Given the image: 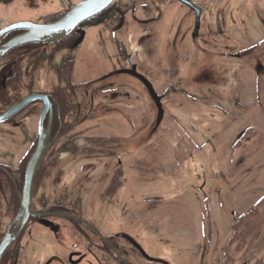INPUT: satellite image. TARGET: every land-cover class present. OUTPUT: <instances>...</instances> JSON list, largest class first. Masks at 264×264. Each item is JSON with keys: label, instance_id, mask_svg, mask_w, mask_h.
<instances>
[{"label": "flooded vegetation", "instance_id": "flooded-vegetation-1", "mask_svg": "<svg viewBox=\"0 0 264 264\" xmlns=\"http://www.w3.org/2000/svg\"><path fill=\"white\" fill-rule=\"evenodd\" d=\"M81 1L0 0V30ZM263 139L264 0H113L56 41L14 46L0 55V244L45 150L0 264H203L210 228L182 258L177 201L195 193L209 224V194L233 192ZM263 221L264 193L216 239L223 264L264 261Z\"/></svg>", "mask_w": 264, "mask_h": 264}, {"label": "rangeland", "instance_id": "rangeland-1", "mask_svg": "<svg viewBox=\"0 0 264 264\" xmlns=\"http://www.w3.org/2000/svg\"><path fill=\"white\" fill-rule=\"evenodd\" d=\"M20 13L15 12L13 15L7 13L2 14L3 22L10 17H18ZM3 24L0 22V25ZM253 80L247 81V88L250 99L253 98L252 87L250 86ZM240 115H246L241 113ZM240 119L236 122H244L246 116H239ZM234 129V125L228 126L226 131L229 133ZM258 147V146H257ZM252 152L253 170L245 172L239 180L233 184V192L231 191L232 183L230 180L229 189L226 193L215 190L209 194V224L207 216L200 200L195 193L184 195L183 201L179 202L180 208L177 216L179 217V226L173 229L174 244L182 254V258L186 257L191 251V247L205 240L207 237L208 228H210V245L207 251L206 259L203 264H223L220 256V248L217 247L216 239L222 241L226 235L227 229L232 222L233 216L238 215L246 208L254 204L258 198L264 193V139L261 141L258 149ZM256 152V153H255ZM246 164H250L249 158ZM257 165V166H256ZM256 166V167H255ZM245 170L238 173V177ZM233 180V179H232ZM264 231V221L261 225ZM209 252V253H208ZM262 256L261 254H259ZM221 259V260H220ZM260 264H264V261Z\"/></svg>", "mask_w": 264, "mask_h": 264}, {"label": "water", "instance_id": "water-1", "mask_svg": "<svg viewBox=\"0 0 264 264\" xmlns=\"http://www.w3.org/2000/svg\"><path fill=\"white\" fill-rule=\"evenodd\" d=\"M111 2H113V0H83L60 19L52 23L38 24L33 22H17L10 24L0 30V38L7 32L16 29H24L26 32L12 38L9 42L0 47V55L14 46L27 42L56 41L67 35L74 27L78 26L86 18L101 11ZM24 103L25 101L17 103L9 110V113L19 108ZM44 150V142L40 141L37 149L34 151L28 162L27 176L23 193L20 196L19 209L15 218L10 222L6 234L0 244V255L13 242L30 212L31 180L39 166Z\"/></svg>", "mask_w": 264, "mask_h": 264}]
</instances>
